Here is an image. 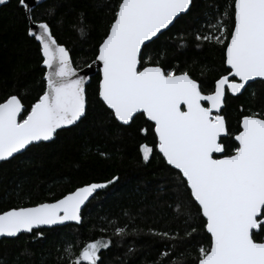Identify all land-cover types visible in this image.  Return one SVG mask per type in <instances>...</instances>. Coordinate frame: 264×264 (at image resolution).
<instances>
[{
	"label": "snow or ice",
	"instance_id": "1",
	"mask_svg": "<svg viewBox=\"0 0 264 264\" xmlns=\"http://www.w3.org/2000/svg\"><path fill=\"white\" fill-rule=\"evenodd\" d=\"M18 5L27 35L38 42L44 87L30 107L16 94L0 101V161L53 141L88 114V77L74 67L49 21L35 14L32 0H18ZM193 6L194 0H118L95 59L86 67L99 64L98 102L114 121L130 125L139 115L150 122L156 143L140 145L143 160L149 162L155 148L176 170L208 240L199 246L196 264H264V111L242 115L235 132L223 114L229 95H242L249 82L264 83V0H226L223 11L216 7L215 22L206 17L208 31L196 33L197 41L221 46L222 74L207 92L188 71L165 67L148 54L164 30ZM117 179L85 184L53 202L0 211V237H43L42 226L81 224L82 206ZM190 227L187 237L197 233L196 226ZM128 234L127 226L114 229V235ZM153 234L177 239L169 232ZM111 244L110 238L86 242L75 259L74 245L64 251L69 264H102L99 253Z\"/></svg>",
	"mask_w": 264,
	"mask_h": 264
},
{
	"label": "trees",
	"instance_id": "2",
	"mask_svg": "<svg viewBox=\"0 0 264 264\" xmlns=\"http://www.w3.org/2000/svg\"><path fill=\"white\" fill-rule=\"evenodd\" d=\"M117 3L48 0L35 8V14L49 21L55 37L70 50L74 67L84 69L95 59L111 22L110 9ZM225 3L194 0L190 14L161 35L148 54L159 57L165 67L188 71L206 92L211 90L222 74L221 46L197 41L195 36L202 28L208 31L206 17L215 22L216 7L223 11ZM27 26L18 0L0 8V101L16 94L30 107L42 94L45 69L38 42L27 35ZM98 80L99 71L86 88L88 114L79 126L0 164V211L53 202L85 184L118 179L86 206L81 225L42 229L43 237L30 234L0 241V264H69L64 251L69 244L75 246V259L84 243L101 238L112 240L99 253L102 264H196L199 246H207L197 207L176 170L166 165L155 148L149 162L143 160L140 145L154 147L156 143L150 122L139 115L129 126L114 121L98 102ZM259 111H264V83L260 81L240 96L229 95L223 114L235 132L242 115ZM142 128L148 129L147 134L141 133ZM190 225L197 227L194 238L185 236ZM125 226L128 235H114L116 227ZM153 232H169L177 239L167 240ZM165 252L169 255H162Z\"/></svg>",
	"mask_w": 264,
	"mask_h": 264
},
{
	"label": "water",
	"instance_id": "3",
	"mask_svg": "<svg viewBox=\"0 0 264 264\" xmlns=\"http://www.w3.org/2000/svg\"><path fill=\"white\" fill-rule=\"evenodd\" d=\"M46 1H48V0H41V4L40 5H42L43 3H45ZM10 2V0H8V2L7 3H5V4H3V5H0V8L2 7V6H4V5H6V4H8ZM40 5H36L35 4V2H34V0H32V6L34 7V9L36 8V7H38V6H40ZM183 16H185V15H183ZM180 19V18H179ZM174 24H175V22H174ZM173 24V25H174ZM173 25H170V27H169V29H167V30H164V32H163V34L165 33V32H167L168 30H170L172 27H173ZM162 34V35H163ZM161 36V35H160ZM159 36V37H160ZM99 64H97V65H93L91 68H84V69H82L83 71H81L79 74L80 75H86L87 77H88V82L86 83V85H85V87L87 88V86L90 84V81H91V78L92 77H94L96 74H97V72L99 71ZM259 80H257V81H252V82H249L250 83V85L251 84H253V83H255V82H258ZM231 96V95H230ZM238 96H240V95H238ZM231 97H234V96H231ZM235 97H237V96H235ZM119 123V122H118ZM123 126H129V125H123ZM52 141H49V142H43V143H51ZM27 151V150H26ZM26 151H22L20 154H23L24 152H26ZM20 154H17V155H20ZM16 155V156H17ZM12 158H10L9 160H11ZM8 160V161H9ZM3 162H7V161H0V164H2ZM171 167V166H170ZM175 170V169H174ZM102 190H104V189H100V190H98L97 191V193H95L94 194V198H95V196L99 193V192H101ZM94 198H91L90 197V199H89V201H86V203H85V205H83L82 206V212L84 211V209L86 208V206L94 199ZM82 224V223H81ZM81 224H76L75 222H72V221H69V222H65V224H62V225H53V226H42V229H53V228H57V227H64V226H69V225H77V226H79V225H81ZM35 231V230H34ZM21 235H30V233H20V234H18V237L19 236H21ZM15 238H17V237H0V241H2V240H4V239H15Z\"/></svg>",
	"mask_w": 264,
	"mask_h": 264
}]
</instances>
